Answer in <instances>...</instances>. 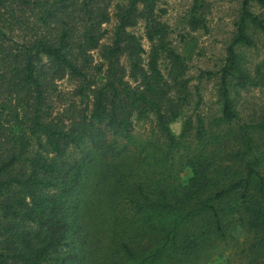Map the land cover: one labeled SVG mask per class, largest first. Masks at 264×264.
<instances>
[{"label":"trees","instance_id":"16d2710c","mask_svg":"<svg viewBox=\"0 0 264 264\" xmlns=\"http://www.w3.org/2000/svg\"><path fill=\"white\" fill-rule=\"evenodd\" d=\"M236 1L220 68L198 75L217 76L205 121L183 114L191 76L158 0H0V264H206L227 248V264H264V98L243 119L236 105L264 92V58L250 71L236 51L264 36V0Z\"/></svg>","mask_w":264,"mask_h":264},{"label":"rangeland","instance_id":"374dc122","mask_svg":"<svg viewBox=\"0 0 264 264\" xmlns=\"http://www.w3.org/2000/svg\"><path fill=\"white\" fill-rule=\"evenodd\" d=\"M191 0H158L157 6L164 10L161 19L170 27L171 38L174 43H179L186 55L188 66L187 74L191 76L189 90L191 92L190 102L183 110V114L197 113L205 121L219 115V103L217 94V76L198 77L202 70L217 71L224 56V47L229 41L234 22L237 17L238 3L236 0H202L200 8L201 17L204 20V28L190 30L185 23L183 15L189 9ZM252 11L263 12L257 5L251 6ZM109 27V26H108ZM142 23H138L132 31L136 35H142ZM179 36L183 39L180 42ZM253 44L249 47H238L236 51L241 57L242 66L250 71L254 65L264 58V36L260 33H252ZM102 39L101 42H107ZM142 46L148 49V42L142 38ZM95 55V52H93ZM57 83V92L65 94L72 88V82L66 78L60 79ZM264 98V92L256 88L241 90L237 100L238 116L243 119L251 108L255 107ZM135 130H145L148 122H132ZM171 131L175 134L180 128V119L171 123ZM257 143L259 135L254 134ZM260 147V146H259ZM190 171L184 168L180 174L182 179L189 176ZM238 234V233H237ZM236 234V235H237ZM241 236L237 238L240 239ZM229 248L219 250L210 255L206 264H227Z\"/></svg>","mask_w":264,"mask_h":264}]
</instances>
